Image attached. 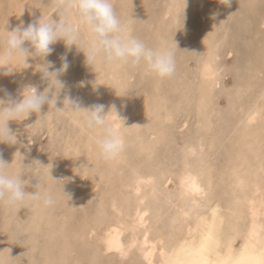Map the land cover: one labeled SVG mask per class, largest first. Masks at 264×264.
<instances>
[{
    "label": "rangeland",
    "instance_id": "1",
    "mask_svg": "<svg viewBox=\"0 0 264 264\" xmlns=\"http://www.w3.org/2000/svg\"><path fill=\"white\" fill-rule=\"evenodd\" d=\"M124 1L114 0V9L133 36L148 46L174 50L175 72L171 76L157 77L143 65L103 60L87 63L89 36L83 26L78 47L57 40L44 60L29 57L28 66L13 59L10 70L23 66L15 76L5 68L8 87L1 83L0 99H14L19 93L15 98L19 101L27 85L36 86L38 92L48 87L40 71L44 63L51 62L49 71L58 70L63 63L61 57L66 56L69 67L58 75L64 87L57 95L56 107H63L65 96L84 108L103 104L105 112L115 105L124 125L115 113L109 118L121 123L119 129L126 143L116 160L105 161L94 143L97 131L84 125L82 114L59 112L48 104L42 106L40 114L31 113L22 121L9 120L8 128L17 142H0V159L11 163L6 171H19L29 192L41 186L49 190L54 204L14 208L0 203V264H143L137 242L122 255L116 250L104 251L102 238L109 224L122 223L121 238L127 244L130 231L135 230L134 213L139 207L146 208V223L141 230H148L150 237L161 236L171 245L187 223L193 225L208 214L213 200L222 209L225 218L221 234L224 231L227 236L248 224L245 200L256 180L263 185L259 183L264 200V0H231L230 5L219 0ZM18 8L29 23L41 16L59 15L52 10L51 0H0V35H6L2 28L10 24V15ZM74 15L68 19L76 23L79 18ZM253 111L258 112V118L246 122L245 117ZM184 167L199 175L202 191L195 196L197 202L190 198L186 203L181 198L179 178ZM253 176L256 179H251ZM147 178L152 182L143 181ZM138 179L145 186L136 193L132 186ZM243 195L246 199L241 198ZM233 206L236 211H232ZM263 215L264 209L261 221ZM240 237L236 235L234 245L238 246Z\"/></svg>",
    "mask_w": 264,
    "mask_h": 264
},
{
    "label": "clouds",
    "instance_id": "2",
    "mask_svg": "<svg viewBox=\"0 0 264 264\" xmlns=\"http://www.w3.org/2000/svg\"><path fill=\"white\" fill-rule=\"evenodd\" d=\"M219 2L230 5L231 0ZM51 8L59 15L41 16L38 21L29 23L26 27L21 22V25L11 31L6 28V35H0V68L7 67L11 72L13 59L24 65H28L29 57L44 60V57L53 51L50 45L57 40L62 39L66 46L78 47L83 26L89 36L87 63L103 60L106 63L143 65L147 72L160 78L169 77L175 72L174 50L164 46H148L133 36L129 25L117 15L114 0H51ZM73 13L79 18L76 23L68 19ZM25 42L29 44L31 50L24 47ZM61 59L63 63L58 70L49 71L51 62L44 63L41 68L42 78L48 81V87L42 92H38L36 86L27 85L23 88L22 99L19 101L12 98L7 101L0 99V142L9 144L17 142L16 135L8 128L9 120L22 121L31 113L40 114L42 106L48 104L49 108L59 112L69 110L82 114L84 125L97 131L93 139L100 158L105 161L116 159L123 151L124 140L119 127L114 126L109 114L115 113L123 125L124 121L119 118L115 105L110 106L105 112L103 104L84 108L78 101L65 96L63 107H56L57 95L64 87L58 75L66 72L69 67L66 56ZM10 164L0 159V203L14 208L32 204L47 208L54 204L53 195L47 189L41 187L34 192L27 191L19 171L12 174L6 171ZM48 174L50 175V170Z\"/></svg>",
    "mask_w": 264,
    "mask_h": 264
},
{
    "label": "bare ground",
    "instance_id": "3",
    "mask_svg": "<svg viewBox=\"0 0 264 264\" xmlns=\"http://www.w3.org/2000/svg\"><path fill=\"white\" fill-rule=\"evenodd\" d=\"M124 1V0H123ZM118 2V1H117ZM125 2V1H124ZM119 4V3H117ZM136 4V3H135ZM134 4V5H135ZM116 7V6H115ZM15 11V10H14ZM75 16V15H74ZM11 22L9 25H7V27H3V31H6V28L9 27L8 31H11L13 28L17 27L18 25H21V22H23V26L26 27L27 24L29 23V21H26V14L24 15L23 11L20 10V8H18V11L12 12L11 15ZM72 17V16H71ZM138 17V16H137ZM263 18V17H262ZM29 20V19H28ZM205 22V21H204ZM137 26V25H136ZM150 37V36H149ZM162 39V38H161ZM154 40V39H153ZM163 40V39H162ZM151 44V43H150ZM24 47H28L27 42H25ZM160 47V46H159ZM56 48L57 45H56ZM206 51V49H205ZM208 51V50H207ZM206 59V58H205ZM102 62V61H101ZM19 65V64H18ZM208 65V64H207ZM212 66V64H210ZM109 66V65H108ZM14 67V66H13ZM22 65H20L19 68L22 69ZM6 67L0 68V85L1 83L4 84L5 86H7L5 83L8 80V74H6ZM17 66L14 67V72L12 71L13 76L16 75L17 70L19 71V69ZM201 68V67H200ZM4 70V71H3ZM209 70V69H207ZM210 71V70H209ZM211 72V71H210ZM9 73V72H8ZM117 73V72H116ZM108 74V73H107ZM11 76V74H9ZM98 75V74H97ZM114 75V74H113ZM116 76V75H115ZM203 76V74H202ZM201 76V78H202ZM150 77V76H149ZM200 78V77H199ZM125 80V79H124ZM17 82V81H16ZM114 84V83H113ZM112 85V84H111ZM126 86V85H125ZM8 87V86H7ZM106 87V86H105ZM104 87V88H105ZM111 87V86H110ZM171 87V86H170ZM109 88V87H108ZM103 89V88H102ZM251 89V88H250ZM249 89V90H250ZM115 90V89H114ZM155 90V89H154ZM201 91V90H200ZM112 92V91H111ZM210 92V91H209ZM261 92V91H260ZM161 93V92H160ZM19 94V93H18ZM16 94L14 99L17 98L19 95ZM139 94V93H138ZM163 94V93H162ZM4 95V94H3ZM168 95V94H167ZM113 96V95H112ZM119 96V95H118ZM115 97V96H114ZM134 97V96H133ZM132 97V98H133ZM2 99V98H1ZM107 99V97H106ZM20 100V99H19ZM203 100V99H202ZM254 100V99H253ZM104 101V99H103ZM174 101V100H173ZM180 101V100H179ZM169 102V101H168ZM121 104V103H119ZM128 104V103H127ZM135 104V103H134ZM202 104V103H201ZM261 104V103H260ZM253 105V104H252ZM257 105V104H256ZM116 107V106H115ZM134 107V106H133ZM132 107V108H133ZM202 108V107H201ZM258 108V107H257ZM250 109V108H249ZM118 110V109H117ZM130 110V109H129ZM206 110V109H205ZM257 110V109H256ZM259 110V109H258ZM175 111V110H174ZM118 112V111H117ZM132 112V110H131ZM260 112V111H259ZM121 113V112H119ZM123 113V112H122ZM118 114V113H117ZM112 115V114H111ZM212 115V114H211ZM110 116V114H109ZM133 116V115H132ZM249 117H245L246 118V122H251L254 119H257L259 116L257 111H253L252 113H250L248 115ZM34 117V116H33ZM257 117V118H256ZM50 118V116H49ZM111 118V117H110ZM240 118V117H239ZM210 119V118H208ZM243 119V118H242ZM133 120V119H132ZM140 120V119H139ZM142 120V119H141ZM120 121V120H119ZM117 119H114L112 121V123L114 124V126L119 127V124H121ZM15 122V121H14ZM245 122V120H244ZM54 125V124H53ZM161 125V124H160ZM214 125V124H213ZM231 130V129H230ZM229 130V132H230ZM30 131V130H29ZM213 131V130H212ZM240 131V130H239ZM139 132V130L137 131ZM142 132V130H141ZM140 132V133H141ZM162 132V131H161ZM138 133V134H140ZM207 133V132H206ZM264 133V132H263ZM201 134V133H200ZM167 135V134H166ZM261 135V134H260ZM142 136V135H141ZM168 136V135H167ZM216 136V135H215ZM229 136V135H228ZM227 136V137H228ZM127 136H125L126 138ZM130 137V136H129ZM128 137V139H129ZM152 137V136H151ZM200 137V136H199ZM214 137V136H213ZM218 138V137H217ZM231 138V137H230ZM209 139V138H208ZM237 139V137H236ZM130 140V139H129ZM137 140V139H136ZM228 140V139H227ZM234 140V139H233ZM232 140V141H233ZM254 140V139H253ZM133 141V140H130ZM146 141V138H145ZM231 141V140H229ZM264 141V140H263ZM124 142L126 143L125 139ZM228 142V141H227ZM142 143V142H141ZM189 143V142H188ZM136 144V143H135ZM143 144V143H142ZM228 144V143H227ZM137 145V144H136ZM185 145V144H184ZM231 145V144H230ZM130 146V145H129ZM233 145H231L232 147ZM226 147V146H225ZM234 147V146H233ZM238 147V146H237ZM241 147V146H240ZM194 148V147H193ZM254 148V147H253ZM260 148V147H259ZM3 149V148H2ZM128 149V147H127ZM195 149V148H194ZM219 149V147H218ZM216 150V149H215ZM228 150V149H227ZM230 150V148H229ZM228 150V151H229ZM234 150V149H233ZM246 150V148H245ZM204 151V150H203ZM225 152L226 153H228ZM86 152V151H85ZM195 152V151H194ZM201 152V151H200ZM213 152V151H212ZM247 152V151H246ZM128 153V152H127ZM134 153V152H133ZM188 153V152H187ZM223 153V152H222ZM221 153V154H222ZM85 154V153H84ZM211 154V153H208ZM217 154V153H216ZM130 155V153H129ZM128 154L126 156H129ZM134 155V154H133ZM185 155V152H184ZM187 155V154H186ZM239 155V154H238ZM96 156V155H95ZM230 156V154H229ZM91 157V156H90ZM136 157V156H135ZM228 157V154H227ZM250 157V156H249ZM123 158V157H122ZM212 158V157H211ZM4 159V158H3ZM135 159V158H133ZM137 159V158H136ZM156 159V158H155ZM184 159V158H183ZM202 159V158H201ZM116 160V159H115ZM120 160V159H119ZM142 161V160H141ZM185 161V159H184ZM225 161V160H223ZM122 162V160H121ZM213 162V161H212ZM216 162V160H215ZM89 163V162H88ZM127 163V161H126ZM125 163V164H126ZM225 163V162H224ZM233 163V162H232ZM118 164V163H116ZM136 165V164H135ZM134 165V167H135ZM147 165V163L145 164ZM144 165V166H145ZM156 165V164H155ZM158 165V164H157ZM189 165V164H188ZM187 165V166H188ZM209 165V164H208ZM213 165V163H212ZM211 165V166H212ZM241 165V164H240ZM142 166V165H141ZM107 167V166H106ZM124 167V166H123ZM129 167V166H128ZM133 167V168H134ZM137 167V166H136ZM135 167V168H136ZM156 167V166H154ZM241 167V166H240ZM99 168V166H98ZM109 168V167H108ZM115 168V167H114ZM117 168H119L117 166ZM115 168V169H117ZM146 168V167H145ZM185 168V167H184ZM189 168V167H186ZM183 169V174L181 177V180L179 178V181H181V198L184 200V202L186 201V203L190 202L187 201L188 199L195 202L196 195H199V193L201 194L202 191V185L200 183L199 180V175L195 172H193L194 170H190V169ZM193 168V167H192ZM235 168V167H234ZM122 169V167H121ZM127 169V168H126ZM129 169V168H128ZM143 169V168H142ZM214 169V168H213ZM225 169V168H224ZM227 169V168H226ZM107 170V169H106ZM113 170V169H112ZM119 170V169H118ZM133 171V169H129L128 171ZM139 170V169H138ZM150 170V169H149ZM149 170H147L149 172ZM152 170V169H151ZM150 170V171H151ZM200 170V169H199ZM108 171V170H107ZM120 171V170H119ZM135 171V169H134ZM143 171V170H142ZM153 171V170H152ZM218 171V169H217ZM115 172V171H114ZM127 172V171H126ZM124 173V178H125V174ZM164 172V170L162 171ZM166 172V171H165ZM223 172V171H222ZM102 173V172H101ZM121 173V172H119ZM118 173V174H119ZM130 173V172H129ZM134 173V172H133ZM136 173V171H135ZM167 173V172H166ZM165 173V174H166ZM224 173V172H223ZM92 174V173H91ZM103 174V173H102ZM101 174V176H102ZM152 174V173H151ZM155 174V173H154ZM222 174V173H221ZM220 174V175H221ZM88 175V174H87ZM97 175V174H96ZM99 175V174H98ZM130 175V174H129ZM139 175V173H138ZM150 175V174H148ZM147 175V176H148ZM161 175V174H159ZM123 176L122 179H123ZM164 176V175H163ZM162 176V177H163ZM176 176V175H175ZM211 176V175H210ZM105 177V176H104ZM103 177V178H104ZM128 177V174L127 176ZM135 178L137 176H134ZM155 177V176H154ZM258 177V176H256ZM99 178V177H98ZM110 178V177H109ZM129 178V177H128ZM149 178V177H148ZM147 180H143V181H153V177H151L150 179ZM220 178V177H219ZM241 178V177H240ZM95 179V178H94ZM102 179V178H101ZM131 179V178H130ZM201 179V178H200ZM203 179V178H202ZM251 179H256L255 176H253ZM111 180V178H110ZM125 180V179H124ZM128 180V179H127ZM132 181L134 179H131ZM220 180V179H219ZM242 180V179H241ZM244 180V179H243ZM242 180V182H243ZM247 180V179H245ZM261 180V179H260ZM259 180V181H260ZM100 181V180H99ZM105 181V180H104ZM121 181V180H120ZM126 181V180H125ZM151 181V182H152ZM158 181V180H156ZM239 181V180H238ZM252 181V180H251ZM118 182V181H117ZM147 182V184L149 183ZM258 181L256 180V182L254 181L253 184H251V188L252 191L251 193H249L246 198V209L245 211L248 212L249 217L247 216V213H245L246 217L249 218L248 220V224L244 226V229H242V231H237L236 233H231L229 236H227L224 231L222 234H225L224 237L221 234V226L224 224H222L223 220H224V215L222 213H220V210L222 211V209L219 210V208L217 206H215L213 204L214 201L213 200L211 202V204H209L208 209V214L202 216L201 218H199V220L193 225L192 223H187L184 227V229H182L183 233H179L180 235L177 236L176 239H174L175 241H173V244L171 243V245H167V243L165 242V240L163 239V237L161 236H157V237H150L149 236V231L148 230H141V227H143V225H145L146 223V213H147V209L146 208H137L136 210V218H135V230L134 231H130V235L131 238L128 240L129 242L126 244L123 242H125V240L122 242V232L124 230V226L122 225V223L120 221H117L115 223H111L109 224L105 230H104V236H103V245L104 246V251H109L110 250H116L117 252L119 251L120 254L121 252H123L125 249H129L127 247L130 246V244H133L134 242H137L139 245V249H140V253L143 259V264H264V220L261 218L259 219V216L262 214V211L264 209V200L261 196V192L260 189L261 187H263L262 183H260L262 186H259V183H257ZM129 183V182H127ZM134 181L132 182L133 185ZM131 184V183H130ZM143 183L141 182L140 179L137 180V182L134 184L133 190L137 193L139 192L140 188L143 186ZM146 184V185H147ZM235 184V183H233ZM121 185V184H120ZM123 185V184H122ZM210 185V184H209ZM95 186V185H93ZM107 186V185H106ZM145 186V185H144ZM144 186L142 188H144ZM150 186V184L148 185ZM243 186V184H242ZM42 187V186H41ZM151 187V186H150ZM224 187V186H223ZM91 188V187H90ZM130 188V187H129ZM213 188V187H212ZM92 189V188H91ZM152 189V188H151ZM250 189V188H249ZM247 190V188H246ZM251 190V189H250ZM249 190V191H250ZM263 190V188L261 189ZM151 191V190H150ZM166 191V190H165ZM204 191V190H203ZM123 192V191H122ZM133 192V191H132ZM210 192V191H209ZM216 192V191H214ZM220 191H218L219 193ZM245 193H247L246 191H244ZM243 192V193H244ZM263 192V191H262ZM143 193V192H142ZM151 193V192H150ZM150 193H147L148 195H151ZM173 193V192H172ZM244 193V195H246ZM100 194V193H99ZM153 194V193H152ZM165 194V193H164ZM179 194V193H178ZM230 194V193H229ZM175 195V194H174ZM241 197L243 199H246L245 197ZM97 196V195H96ZM121 196V195H120ZM154 196V195H152ZM151 196V197H152ZM230 196V195H229ZM233 196V195H232ZM136 197V196H135ZM169 197V196H168ZM172 197V196H171ZM176 197V195L174 196ZM180 197V196H179ZM98 198V197H97ZM167 198V196H166ZM240 198V197H239ZM240 198V199H241ZM74 199V198H73ZM143 199V198H142ZM152 199V198H151ZM163 199V198H162ZM62 200V199H61ZM108 200V199H107ZM110 200V199H109ZM98 201V200H97ZM140 201V200H139ZM166 201V199L164 200ZM199 201V199L197 200ZM196 201V202H197ZM244 201V200H242ZM244 201V202H245ZM167 202V201H166ZM236 202V201H235ZM141 203V202H140ZM160 203H164V202H160ZM174 203V202H173ZM183 203L182 204H186ZM243 202H241L242 204ZM110 204V203H109ZM177 204V203H176ZM190 204V203H189ZM197 204V203H196ZM200 204V203H199ZM71 205V204H70ZM152 205V204H151ZM170 205V204H169ZM235 205V203L233 204ZM237 205V203H236ZM98 206V205H97ZM115 206V205H114ZM185 206V205H184ZM183 206V207H184ZM193 206V205H188ZM240 206V205H239ZM243 206V205H242ZM244 206V207H245ZM112 207V206H111ZM171 207V206H170ZM178 207V206H177ZM222 207V206H221ZM118 208V206H117ZM117 208L114 209V211L116 212ZM176 208V207H175ZM182 208V207H181ZM188 208V207H187ZM186 208V210H187ZM201 208V207H200ZM204 208V207H203ZM240 208V207H239ZM119 209V208H118ZM136 209V208H135ZM160 209V208H159ZM179 209V208H178ZM183 209V208H182ZM206 209V208H205ZM232 211H236L234 209V206L232 207ZM237 209V208H236ZM174 210V209H173ZM184 210V212L186 211ZM190 210V209H189ZM194 210V209H193ZM36 211V210H35ZM179 211V210H178ZM195 211V210H194ZM192 211V214L193 212ZM244 211V212H245ZM119 212V211H118ZM180 212V211H179ZM183 212V210H182ZM206 212V211H205ZM117 213V212H116ZM166 213V212H165ZM173 213V212H172ZM178 213V212H177ZM189 213V211H188ZM202 213V212H201ZM118 214V213H117ZM203 214V213H202ZM35 215V214H34ZM57 215V214H56ZM179 215V214H178ZM184 215V213H183ZM186 215V214H185ZM241 215V214H239ZM239 215H236L237 217H239ZM101 216V215H100ZM106 216V215H105ZM126 216V215H125ZM194 216V214H193ZM199 216V215H198ZM235 216V217H236ZM264 216V215H263ZM132 217V216H131ZM164 217H166L164 215ZM168 217V216H167ZM41 218V217H40ZM49 218V217H48ZM163 218V217H162ZM175 218V216H174ZM187 217H184V219ZM197 218V217H196ZM263 218V217H262ZM109 219V218H108ZM107 219V220H108ZM165 219V218H164ZM188 219V218H187ZM65 220V219H64ZM68 220V219H67ZM99 220V219H98ZM166 220V219H165ZM164 220V221H165ZM178 220V219H177ZM181 220V219H179ZM53 221V220H52ZM60 221V220H59ZM150 221V219H149ZM163 221V222H164ZM172 221V220H171ZM184 221V220H183ZM180 222V221H179ZM178 222V223H179ZM182 222V221H181ZM194 222V221H193ZM104 223V222H103ZM165 223V222H164ZM177 223V222H176ZM94 224V223H93ZM151 224V223H150ZM149 224V225H150ZM39 225V224H38ZM71 225V224H70ZM103 225V224H102ZM127 225V224H126ZM152 225H154L152 223ZM172 225V224H171ZM132 226V225H131ZM159 226V225H158ZM176 226V225H175ZM174 226V227H175ZM178 226V225H177ZM181 226V225H179ZM130 227V226H129ZM145 227V226H144ZM153 227V226H152ZM163 228V227H162ZM173 228V227H172ZM65 229V228H64ZM145 229V228H144ZM161 229V227H160ZM171 229V228H170ZM74 230V228H73ZM184 230V231H183ZM159 231V230H158ZM133 233V234H132ZM74 234V233H73ZM241 236L240 239L241 241L239 242L238 246L234 245L235 242V238L236 235ZM60 235V234H59ZM68 236V234H67ZM123 237V236H122ZM173 237V236H172ZM175 238V237H173ZM92 241V240H91ZM100 241V240H99ZM98 241V242H99ZM171 241V240H170ZM46 242V241H45ZM33 245V244H32ZM31 245V246H32ZM136 245V246H137ZM94 246V245H91ZM98 248V247H97ZM131 248V246H130ZM76 250V249H75ZM84 253V252H83ZM102 253V252H101ZM113 253V252H112ZM125 253V252H123ZM139 253V254H140ZM103 254V253H102ZM119 254V255H120ZM95 255V254H94ZM104 255V254H103ZM106 255V253H105ZM111 255V254H110ZM115 255V254H114ZM122 255V254H121ZM136 255V253H135ZM156 255H158V259H156ZM96 256V255H95ZM109 256V255H108ZM112 256V255H111ZM121 256H119L120 258ZM123 257V256H122ZM130 257V256H129ZM94 258V257H93ZM118 258V259H119ZM102 259V258H101ZM128 259V258H127ZM140 259V258H139ZM133 260V258H132ZM76 261V260H75ZM90 261V260H89ZM93 261V259H92ZM90 261V262H92ZM103 261V260H102ZM131 261V260H130ZM135 261V260H134ZM104 262V261H103ZM74 263V262H73ZM101 263V262H99ZM114 263V262H113ZM98 264V263H97ZM107 264V263H105ZM109 264V263H108ZM118 264V263H117ZM134 264V263H133Z\"/></svg>",
    "mask_w": 264,
    "mask_h": 264
}]
</instances>
